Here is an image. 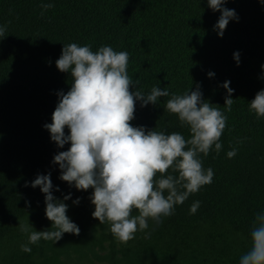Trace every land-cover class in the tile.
Instances as JSON below:
<instances>
[{"label": "trees", "instance_id": "1", "mask_svg": "<svg viewBox=\"0 0 264 264\" xmlns=\"http://www.w3.org/2000/svg\"><path fill=\"white\" fill-rule=\"evenodd\" d=\"M42 3L54 4L43 16ZM224 6L239 20L230 21L220 38L213 26L221 13L207 0H0V26L7 25L0 39V264H239L251 247L255 215L264 212V117L249 111L264 89V3L228 0ZM70 43L91 45L94 52L101 46L126 51L128 75L139 80V90L167 88L170 96L158 98L156 105L141 108L136 102L134 127L189 138V129L180 127L165 106L172 93L182 95L197 84L203 99L227 116L219 154L214 145L207 157L200 154L203 167L214 172L212 183L176 205L161 223L149 220L147 238L138 231L127 244L117 243L109 225L92 216L93 190L69 187L52 163L70 147L58 148L43 127L52 122L57 93L71 86L70 73L56 67ZM234 52L240 53L239 66ZM225 81L234 90L231 112L224 106ZM233 147L237 154L228 158ZM48 173L54 197L69 206L66 214L80 234L40 240L23 252L28 234L19 230V222L30 223L33 231L51 228L45 196L30 186L38 174ZM168 174L178 175L171 169ZM77 197L78 205L73 204ZM195 201L200 207L190 215Z\"/></svg>", "mask_w": 264, "mask_h": 264}, {"label": "clouds", "instance_id": "2", "mask_svg": "<svg viewBox=\"0 0 264 264\" xmlns=\"http://www.w3.org/2000/svg\"><path fill=\"white\" fill-rule=\"evenodd\" d=\"M207 2L213 12L221 13L213 31L222 38L229 22H238L239 17L234 9L224 6L228 0ZM53 7V3H42L40 15ZM6 31L7 25L0 26V39ZM233 58L239 66L240 53L234 52ZM128 61V52L114 51L111 46H101L94 52L91 45H64L56 67L70 73L71 86L67 93H57L52 122L43 126L58 148L70 145L53 157L52 163L60 169L59 179L77 191L93 190L89 197L94 205L92 216L100 224L109 225L119 244L133 240L138 231L145 232L147 238L149 220L161 223L162 217L174 214L176 205L212 183L214 172L203 167L200 154L207 157L213 145L219 154L220 138L227 126V116L203 99L197 84L195 90L182 95L172 93L165 106L178 117L180 127L189 129V138L179 132L165 134L145 126L134 127L131 121L137 101L141 108L156 105L158 98L169 97L170 93L155 86L149 94L139 90V80L128 75ZM261 68L264 70V65ZM207 75L212 78L215 74ZM229 85L230 81H225L221 86L227 93L225 109L231 112L234 90ZM249 111L258 119L264 117V89L249 103ZM236 154L235 147L227 152L228 158ZM169 169L178 175L168 174ZM50 177L51 173L38 174L30 186L39 187L45 196V215L52 222L51 230L33 231L30 223L19 222V230L28 234L27 243L20 246L23 252H31L29 245L40 240L57 242L65 233L80 234L66 214L69 206L54 197ZM63 199H71V193ZM79 203V197L73 200V204ZM199 207L200 201H195L189 214H195ZM250 238V250L240 257L239 264H264V212L255 215Z\"/></svg>", "mask_w": 264, "mask_h": 264}, {"label": "rangeland", "instance_id": "3", "mask_svg": "<svg viewBox=\"0 0 264 264\" xmlns=\"http://www.w3.org/2000/svg\"><path fill=\"white\" fill-rule=\"evenodd\" d=\"M69 264H93V263H90V262H87V261H80V262H73V263H69Z\"/></svg>", "mask_w": 264, "mask_h": 264}]
</instances>
